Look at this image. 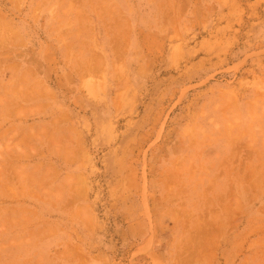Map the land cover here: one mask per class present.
<instances>
[{"label": "rangeland", "instance_id": "rangeland-1", "mask_svg": "<svg viewBox=\"0 0 264 264\" xmlns=\"http://www.w3.org/2000/svg\"><path fill=\"white\" fill-rule=\"evenodd\" d=\"M0 264H264V0H0Z\"/></svg>", "mask_w": 264, "mask_h": 264}, {"label": "bare ground", "instance_id": "bare-ground-1", "mask_svg": "<svg viewBox=\"0 0 264 264\" xmlns=\"http://www.w3.org/2000/svg\"><path fill=\"white\" fill-rule=\"evenodd\" d=\"M7 33V32H6ZM8 36V35H7ZM4 37H5V35H4ZM2 39H3V37H2ZM7 39H9V37L7 38ZM8 42V41H7ZM42 83V82H41ZM41 85V84H40ZM44 87V86H43ZM45 88V90H47L46 89V87H44ZM43 89V88H42ZM49 89V88H48ZM42 91V90H41ZM43 91H44V89H43ZM51 91V90H50ZM46 93H49V92H46ZM47 95V94H46ZM238 205V204H237Z\"/></svg>", "mask_w": 264, "mask_h": 264}]
</instances>
